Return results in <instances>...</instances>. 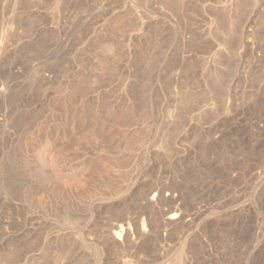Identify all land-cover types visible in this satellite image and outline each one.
I'll list each match as a JSON object with an SVG mask.
<instances>
[{"label":"rangeland","instance_id":"374dc122","mask_svg":"<svg viewBox=\"0 0 264 264\" xmlns=\"http://www.w3.org/2000/svg\"><path fill=\"white\" fill-rule=\"evenodd\" d=\"M0 32V264H116L83 238L138 211L139 177L168 178L188 211L248 201L192 264H264V179L223 178L264 169V0H0ZM95 166L132 177L92 187ZM113 197L122 210L88 208Z\"/></svg>","mask_w":264,"mask_h":264},{"label":"bare ground","instance_id":"6f19581e","mask_svg":"<svg viewBox=\"0 0 264 264\" xmlns=\"http://www.w3.org/2000/svg\"><path fill=\"white\" fill-rule=\"evenodd\" d=\"M7 7L9 8V6ZM3 92L4 89L1 88L0 93ZM91 122L100 133L102 130L100 122L98 120ZM212 140L215 142L218 139L212 137ZM101 144H107L111 153H116L119 149V144L108 142L103 135H101ZM173 144L180 150L184 146V139L177 137ZM188 152L189 150L178 152L177 157L185 159ZM146 153L153 154L157 159H160L158 151L148 148L141 149L138 155L144 156ZM94 170L95 176L90 183L92 187H110L116 181L126 182L132 177L128 172L124 174L119 169L111 168L110 178L100 180L99 167L95 166ZM239 176L240 173L233 174L232 171H229L223 175V178L229 184L228 186L235 185L233 187L235 190L243 189L252 182L264 179V169H253L246 174L247 183L242 184ZM230 188L232 187L226 189ZM130 190L135 196L138 211L132 215H121L117 224L110 229L102 230L103 232L99 236H91L88 233L83 238V242L88 246L101 244L106 249L115 248L118 250L119 256L116 264H139L142 260L146 264H163L166 255L171 251L179 253L178 256L183 258L181 261L183 264H192L193 241L197 236H207L211 229L215 231L220 228L225 220L235 218L251 208V204L245 200H225L224 203H214L210 199L199 204L194 210L188 211L186 209L187 200L177 188L169 183L168 178L160 179V182L147 183L142 177H139L131 184ZM225 205L231 206L226 208ZM262 206L264 207V203ZM88 208L99 215L105 210H122L123 201L119 197L105 200L96 198L91 201ZM249 243L250 240L246 243V247L249 246ZM151 245V249L148 248L147 252L144 251L146 246L150 247Z\"/></svg>","mask_w":264,"mask_h":264}]
</instances>
